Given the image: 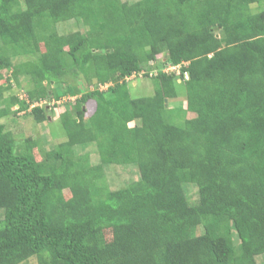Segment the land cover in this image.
I'll use <instances>...</instances> for the list:
<instances>
[{"label":"trees","instance_id":"trees-1","mask_svg":"<svg viewBox=\"0 0 264 264\" xmlns=\"http://www.w3.org/2000/svg\"><path fill=\"white\" fill-rule=\"evenodd\" d=\"M262 2L0 0V264H257ZM70 20L85 30L59 33ZM167 66L179 67L184 108L167 105L177 95ZM154 70L153 94L132 96L127 79ZM24 74L25 99L4 96ZM60 106L64 140L39 160V144L2 122L30 109L42 123ZM89 143L97 164L74 151ZM116 164L139 178L107 188Z\"/></svg>","mask_w":264,"mask_h":264},{"label":"rangeland","instance_id":"rangeland-1","mask_svg":"<svg viewBox=\"0 0 264 264\" xmlns=\"http://www.w3.org/2000/svg\"><path fill=\"white\" fill-rule=\"evenodd\" d=\"M127 1H135V0H127ZM264 2H262L263 4ZM258 5L253 4V10H257ZM57 30L59 33H68L70 31H84L85 28L76 20L65 21L57 24ZM22 57H13V63H20L22 61ZM160 61V60H159ZM154 64V63H153ZM166 72L176 71L177 77L174 80L175 90L177 91V95L173 98L167 99L168 107L175 108H184L186 107V96H185V87L183 84V78L179 75L180 70L179 67H167L164 68ZM144 73V72H143ZM137 74L129 77L127 80L129 81L130 92L132 96H146L151 95L154 92L155 86L152 78V74H156V70L150 72L149 74ZM186 77V76H185ZM21 85L17 86L16 89H11V91H7L4 93V96L8 97L11 94L20 95L21 98L25 99V92L28 88H31L32 84L30 81L29 75H21L20 76ZM89 88H94L93 86H89ZM68 98L65 97L59 102L51 101V107L54 106L55 103L63 104L62 102L67 101ZM37 103V102H36ZM4 106V104H1ZM18 108L17 105L12 107L13 110ZM63 108L60 106L59 110H55L52 108V112L50 113L49 120L38 123L36 122L34 116L30 114V109L20 112L13 111L10 115L5 118H2V122L6 125V128L14 134L17 142H24L25 138L31 137L39 144V150L34 149V153L36 158L41 159L42 151H47L56 147L58 143L64 140V135L61 133V125L58 122L59 114ZM91 111H94L92 107ZM90 113V112H89ZM133 124V123H132ZM37 144V145H38ZM74 151L77 155L89 154V160L92 164L99 163V155L96 149L95 143H89L81 146L74 147ZM139 173L137 168L132 165H105V179L102 181L109 189H116L121 186L127 185L131 180L138 179ZM190 194L191 200H196V188L193 185H190L189 190L187 191ZM66 197L69 196V192L67 191ZM107 236L110 237V233L107 232ZM235 241H237V237L235 236ZM22 264H37L36 258L32 257L27 262ZM257 264H264V253L257 256Z\"/></svg>","mask_w":264,"mask_h":264},{"label":"clouds","instance_id":"clouds-1","mask_svg":"<svg viewBox=\"0 0 264 264\" xmlns=\"http://www.w3.org/2000/svg\"><path fill=\"white\" fill-rule=\"evenodd\" d=\"M167 67H169V66H167ZM167 67H166V68H167ZM18 107H19V106H18ZM17 109H18V108H17Z\"/></svg>","mask_w":264,"mask_h":264},{"label":"built area","instance_id":"built-area-1","mask_svg":"<svg viewBox=\"0 0 264 264\" xmlns=\"http://www.w3.org/2000/svg\"><path fill=\"white\" fill-rule=\"evenodd\" d=\"M169 67H172V66H169Z\"/></svg>","mask_w":264,"mask_h":264}]
</instances>
